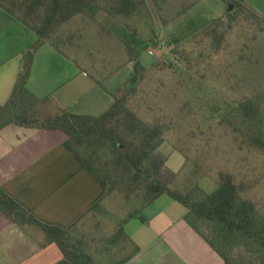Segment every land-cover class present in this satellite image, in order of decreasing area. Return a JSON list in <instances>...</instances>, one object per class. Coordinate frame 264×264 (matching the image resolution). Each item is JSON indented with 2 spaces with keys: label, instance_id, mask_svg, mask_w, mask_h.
Here are the masks:
<instances>
[{
  "label": "crops",
  "instance_id": "1",
  "mask_svg": "<svg viewBox=\"0 0 264 264\" xmlns=\"http://www.w3.org/2000/svg\"><path fill=\"white\" fill-rule=\"evenodd\" d=\"M244 4L264 17V0H244ZM174 19L162 25L154 12L112 16L89 6L58 30L59 48L46 42L37 49L27 88L39 98L50 96L69 112L99 116L133 72L127 47L133 45L140 62L149 65L155 59L148 53L155 48L151 35L165 40L160 28ZM36 38L0 7V105L12 93L21 53ZM65 139L55 129L15 125L0 129V189L39 221L61 228L73 224L106 194L105 187L66 147ZM162 196L141 211L145 222H140L147 230L136 226L127 233L138 251L126 264H225L184 220V214L175 213ZM0 264L72 263L56 244H44V235L18 227L0 212Z\"/></svg>",
  "mask_w": 264,
  "mask_h": 264
},
{
  "label": "trees",
  "instance_id": "2",
  "mask_svg": "<svg viewBox=\"0 0 264 264\" xmlns=\"http://www.w3.org/2000/svg\"><path fill=\"white\" fill-rule=\"evenodd\" d=\"M198 1L176 0L173 7L169 5L170 0H0V7L37 36L33 45L19 57L20 71L12 93L8 101L0 105V129L15 125L62 131L66 136V147L106 189L105 196L67 228L39 221L2 189L0 212L26 231L30 227L41 230L44 244H56L64 258L72 264H101L87 252V237L78 230V223L109 197L119 182L129 185V189L133 186L131 192L136 198H141L142 204L138 210L129 212L108 238L109 249L120 240H128L134 245L131 252L113 260L112 264H126L138 251L124 232L123 224L134 217L145 222L141 211L163 194L186 208L184 220L222 257L225 264H233L232 252L239 244L252 250L257 257L256 264H264V217L258 213L254 202L241 197V186L235 175L219 170L216 187L211 192H206L197 183L181 191L161 181L158 176L166 159L159 156L157 149L163 143L165 133L173 129L176 115L158 109L154 121H145L131 105L148 70L172 69L173 59L187 67L200 63L209 67L211 59L227 46L232 22L239 16L247 13L263 26L264 17L247 7L244 0H226L225 14L213 18L202 30L175 45L171 50L174 58L170 61L154 59L144 66L139 60L138 50L133 45L127 47L129 59L134 63L133 72L124 85L114 92L111 106L99 116L69 112L58 107L50 96L39 98L27 88L37 49L46 42L59 48L58 30L74 16L84 13L89 6H96L112 16H128L143 10H155L154 13H157L161 11V5H169L165 16L157 13L159 23L163 25ZM229 6L231 9L228 10ZM150 7L151 11H148ZM237 101V107L245 118L256 117L251 102ZM257 140L261 141L259 138ZM103 152L109 155L103 163L109 167L106 170L111 175L106 172L102 176L97 167L96 161ZM202 226L207 228L208 234L201 230Z\"/></svg>",
  "mask_w": 264,
  "mask_h": 264
},
{
  "label": "rangeland",
  "instance_id": "3",
  "mask_svg": "<svg viewBox=\"0 0 264 264\" xmlns=\"http://www.w3.org/2000/svg\"><path fill=\"white\" fill-rule=\"evenodd\" d=\"M170 1L169 5L175 7L176 0ZM169 5H161L158 15L165 16ZM226 10V0L196 3L160 28V35L171 45L158 35H151V47L164 44L154 50L155 59L172 60L171 50L175 44L186 41L213 18L223 16ZM232 23L227 46L211 59L209 67L201 63L187 67L173 59L172 69L148 70L131 105L145 121H154L158 109L176 115L173 129L165 133L157 149L159 156L166 159L158 176L161 181L181 191L197 183L211 192L216 187L217 172L228 171L241 186V197L254 202L258 213L264 217V23L259 25L247 13ZM239 99L252 103L256 117L243 116L237 107ZM108 158L103 152L96 161L102 176L106 172L110 174L106 170L109 167L104 166ZM128 186L121 182L115 184L110 196L78 223V230L87 237V252L101 264H112L134 248L128 240H120L110 249L107 242L127 214L141 207V198H136L131 192L133 186L131 189ZM162 198L170 202L175 213H185L183 205L165 194ZM136 226H140L142 232L147 230L140 219L134 217L123 224L124 232L131 234ZM201 230L208 234L205 226ZM28 231L43 236L36 227ZM232 254L233 264L257 262L252 250L243 244L236 245Z\"/></svg>",
  "mask_w": 264,
  "mask_h": 264
},
{
  "label": "built area",
  "instance_id": "4",
  "mask_svg": "<svg viewBox=\"0 0 264 264\" xmlns=\"http://www.w3.org/2000/svg\"><path fill=\"white\" fill-rule=\"evenodd\" d=\"M161 46H164V44H163V43H160V45H158V47H155V49H149V50H148V53H149L150 55L154 56V55H155V51H154V50H156L157 48H159V47H161Z\"/></svg>",
  "mask_w": 264,
  "mask_h": 264
},
{
  "label": "water",
  "instance_id": "5",
  "mask_svg": "<svg viewBox=\"0 0 264 264\" xmlns=\"http://www.w3.org/2000/svg\"><path fill=\"white\" fill-rule=\"evenodd\" d=\"M231 8V6H229L228 10Z\"/></svg>",
  "mask_w": 264,
  "mask_h": 264
}]
</instances>
